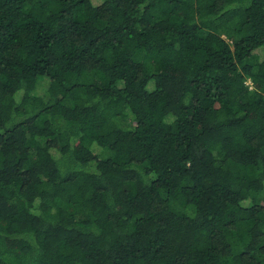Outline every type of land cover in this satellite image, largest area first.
<instances>
[{"label": "trees", "instance_id": "trees-1", "mask_svg": "<svg viewBox=\"0 0 264 264\" xmlns=\"http://www.w3.org/2000/svg\"><path fill=\"white\" fill-rule=\"evenodd\" d=\"M0 264H264V0H0Z\"/></svg>", "mask_w": 264, "mask_h": 264}, {"label": "rangeland", "instance_id": "rangeland-1", "mask_svg": "<svg viewBox=\"0 0 264 264\" xmlns=\"http://www.w3.org/2000/svg\"><path fill=\"white\" fill-rule=\"evenodd\" d=\"M148 84H149V87H152L153 82L150 81Z\"/></svg>", "mask_w": 264, "mask_h": 264}]
</instances>
